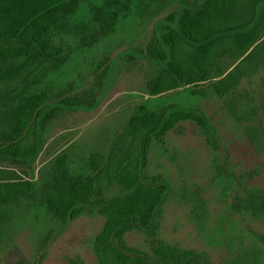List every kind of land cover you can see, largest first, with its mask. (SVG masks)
<instances>
[{
    "label": "trees",
    "instance_id": "16d2710c",
    "mask_svg": "<svg viewBox=\"0 0 264 264\" xmlns=\"http://www.w3.org/2000/svg\"><path fill=\"white\" fill-rule=\"evenodd\" d=\"M135 19L154 21L145 47L123 53L127 63L142 57L155 68L148 97L128 110L109 142L79 151L66 139L34 173L55 120L96 109L106 86V69L86 88L63 84L59 73ZM173 94L221 98L264 151V0H0V246L21 213H43L62 225L96 214L103 219L93 244L98 264H215L208 253L170 243L150 227L169 191L164 176L145 169L155 142L165 144L180 123L193 122L218 149L205 116L170 101ZM224 171L230 188L238 180ZM235 206L264 216V188H246ZM193 215L207 223L201 200ZM134 229L146 232L150 252L127 242ZM226 239L230 264H262L259 245ZM68 263L86 264L80 256Z\"/></svg>",
    "mask_w": 264,
    "mask_h": 264
},
{
    "label": "rangeland",
    "instance_id": "374dc122",
    "mask_svg": "<svg viewBox=\"0 0 264 264\" xmlns=\"http://www.w3.org/2000/svg\"><path fill=\"white\" fill-rule=\"evenodd\" d=\"M153 23L135 19L122 25L98 48L59 73L63 84L73 82L86 88L94 85L97 74L106 69V86L96 109L67 112L55 120L49 141L36 160L34 173H38L49 153L66 139H74L79 151L95 150L106 144L123 126L128 110L148 97L146 83L155 68L142 57L127 63L123 53H136L135 47H145ZM169 100L200 111L217 137L218 149L213 150L206 143L193 122L180 123L169 132L165 144L155 142L145 169L150 175L164 176L169 191L150 227L156 225L157 236L170 243L208 253L215 264H230L234 255L225 243L226 238L240 237L249 246L259 245L264 264V216L254 217L235 208L245 196L246 188H264V151L249 141L221 98L173 94ZM224 170L240 183L236 181L232 187L225 188L221 178L226 174ZM116 194L117 190L112 189L110 195ZM199 200L207 210V223L203 225L193 215ZM40 214L31 211L17 215L7 230L5 243L0 246V264H69V258L77 256L86 264H98L93 244L103 224L99 215H82L62 225L51 223ZM47 235L49 240L41 246L40 239ZM126 240L131 246L151 251L144 230L128 232Z\"/></svg>",
    "mask_w": 264,
    "mask_h": 264
}]
</instances>
